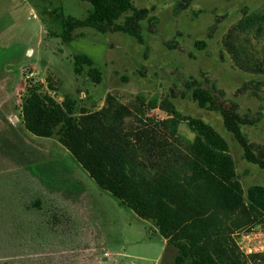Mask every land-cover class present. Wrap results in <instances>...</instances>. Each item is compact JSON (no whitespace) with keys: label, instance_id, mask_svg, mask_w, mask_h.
Returning <instances> with one entry per match:
<instances>
[{"label":"rangeland","instance_id":"374dc122","mask_svg":"<svg viewBox=\"0 0 264 264\" xmlns=\"http://www.w3.org/2000/svg\"><path fill=\"white\" fill-rule=\"evenodd\" d=\"M178 1L131 0L156 19L155 25L141 23V44L126 33L93 28L76 30L71 43L55 37L63 16L87 15L90 5L83 0H0V264H175L176 250L152 222L99 188L56 137L25 128L20 105L30 81L46 85L51 77L58 101L70 95L80 106L99 109L108 93L129 105L140 93L163 97L190 77L207 79L239 105L242 116L259 117L241 131L249 142L264 145V89L239 92L251 81L264 83V74L236 67L225 45L243 11L261 10L264 0H195L179 12ZM236 42L254 60L264 58L263 39L241 34ZM76 53L95 61L103 73L100 85L76 76ZM172 102L228 142L245 190L264 186V170L244 158L220 114L190 98ZM151 115L167 116L159 109ZM180 131L193 136L185 123ZM238 241L247 254L264 252V226L241 233Z\"/></svg>","mask_w":264,"mask_h":264},{"label":"trees","instance_id":"16d2710c","mask_svg":"<svg viewBox=\"0 0 264 264\" xmlns=\"http://www.w3.org/2000/svg\"><path fill=\"white\" fill-rule=\"evenodd\" d=\"M83 1L90 5L87 15L63 16L62 32L53 34L64 43L74 40L76 30L93 28L123 32L143 44L141 23H156L152 10L135 8L131 0ZM193 1H178V12ZM241 34L264 40V7L244 10L225 39L236 67L264 74V58L254 60L236 42ZM73 65L76 76L101 84L103 73L89 55L74 54ZM46 82L25 86L20 105L25 128L39 137H56L99 188L152 222L176 250L175 264H264V252L247 254L238 241L241 233L264 226V186L245 190L228 142L202 119L182 114L172 100L190 98L199 108L220 114L244 158L264 170V145L249 142L241 131L243 125H256L259 117L242 116L224 90L202 78L190 77L163 97L140 93L129 105L108 93L99 109L80 106L70 95L58 101L51 94L56 91L52 78ZM259 88L264 89L263 82L251 81L239 92L257 95ZM157 109L167 116L151 115ZM182 123L192 138L182 135Z\"/></svg>","mask_w":264,"mask_h":264}]
</instances>
